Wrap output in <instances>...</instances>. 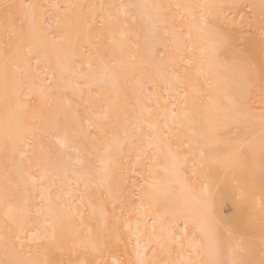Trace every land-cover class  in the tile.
I'll list each match as a JSON object with an SVG mask.
<instances>
[{
  "label": "bare ground",
  "instance_id": "obj_1",
  "mask_svg": "<svg viewBox=\"0 0 264 264\" xmlns=\"http://www.w3.org/2000/svg\"><path fill=\"white\" fill-rule=\"evenodd\" d=\"M4 4L15 6L8 18ZM27 4L43 6L51 30L48 23L40 31L31 29ZM260 4L0 0V260L39 262L45 255L42 247L27 243L22 253L8 249L5 254L11 234L5 213L11 207L17 218L57 238L66 249L58 256L65 264H127L135 259L137 239L147 244V258L156 264L229 261L234 242L224 227L234 210L230 203L220 206L223 172L217 174L219 190L206 193L193 170L201 150H211L229 166L243 150L248 156L243 166L254 178L246 186L250 226L242 258L261 264V101L254 95L249 108L238 104L248 71L247 44L237 39L224 48L215 28L201 21L203 14L217 26L243 23L240 31L258 41ZM89 38L99 47L93 48ZM144 104L153 110L151 127ZM58 138H66L65 147ZM105 167L120 185L123 213L113 215L106 198L101 204L93 196ZM117 234L121 243L110 241L102 253L88 250L97 237Z\"/></svg>",
  "mask_w": 264,
  "mask_h": 264
},
{
  "label": "snow or ice",
  "instance_id": "obj_2",
  "mask_svg": "<svg viewBox=\"0 0 264 264\" xmlns=\"http://www.w3.org/2000/svg\"><path fill=\"white\" fill-rule=\"evenodd\" d=\"M15 7L10 4H4L3 8L5 10L6 18L11 16V9ZM27 9L26 17L33 31L42 30V26L48 23L49 29L51 30V23L48 22L47 17L44 15L42 5L38 4H27L24 6ZM51 7H59L58 5H51ZM157 9L162 10L164 6L156 5ZM176 7H181L177 5ZM188 8H205V7H225L224 5L215 6H205V5H188L184 6ZM229 7H244L248 8V5H231ZM261 22H260V36L258 41L251 38V33L240 31L245 26L243 23L236 24L232 22L231 27L217 26L213 18L206 15H201V21L204 26L214 27L218 38L221 42L222 47L229 48L233 47L234 41L239 40L240 45L247 44L244 48V54L247 58L248 71L245 73V87L240 92L238 97V104L242 109H247L250 107L249 102L252 101L254 95H258L261 101V181L264 183V0H261ZM243 20V17L241 18ZM54 23L59 27L61 21L56 19ZM70 23V22H66ZM249 28H251V21H249ZM239 32V36L236 34ZM51 37L53 39L57 38V33L55 31L51 32ZM61 39H66V37H60ZM89 43L92 44L93 48H98V44H93L92 40L89 38ZM258 44L259 52V63L256 60V51ZM89 55H97L100 53L92 52L85 49ZM134 58V57H133ZM88 77H84L85 86L87 85ZM80 84L78 82L77 87ZM9 87L7 76L5 77V90L7 91ZM16 87H19L16 85ZM18 94V93H17ZM43 95V90L41 91ZM144 113H146L145 122L149 123L151 127L149 118L153 115V110L149 104L142 105ZM143 115V114H142ZM107 113H105V118ZM115 120L118 122L120 115H115ZM102 131V130H101ZM91 134V133H90ZM106 135V133H102ZM96 137H94L95 139ZM58 143L61 147H65L66 138H58ZM248 159V156L243 150L236 154L235 160L231 166L223 164L211 150L205 151L201 150L199 153V164L194 167L193 175L198 176L203 183L204 190L206 193H210L213 187L219 190V184L217 183V174L223 172L222 182L224 184V191L221 195L220 206L224 208L228 203L231 204L234 212L232 216L226 218L224 231L227 233L228 238L231 239L234 244L232 251V259L229 261H215L213 264H251L250 261H246L242 258V254L245 252V247L242 242L245 235L246 229L250 226V215L248 213V194L246 192V186L249 185L250 181L254 178L251 173L246 172L242 161ZM103 163V161H101ZM119 163L116 167H120ZM104 179L99 184L95 193H93L94 198L99 200L101 204L105 198L112 204V214L115 215L117 212L123 213L125 211L123 206V201L120 197V185L118 181L114 178L111 170L105 167L103 169ZM231 173V179L229 180V174ZM35 183V181H33ZM119 205V207H118ZM262 207H264V202H262ZM102 213L107 215L102 208ZM7 221L11 224L10 236L5 240L6 255L7 250L11 249L15 253H22L24 250V244L36 245L37 248H43L44 259L42 261H27L23 259H8L0 260V264H65L63 259H58V256H63L66 251L65 247L62 246L57 238L53 235L49 237L39 224H32L29 226L28 220L25 217L17 218L14 210L10 207L5 213ZM234 219V222H230ZM46 226H49V222H45ZM115 241L116 243H121V238L117 234L115 236L109 235L105 238L104 235L97 237L89 247V251L92 252H103L104 249L108 247L110 241ZM98 241V242H97ZM130 242V241H129ZM19 245V248H17ZM148 246L140 245L139 239H137V248L134 250L135 259L129 260L127 264H156L153 260L147 258ZM71 264V262H68ZM79 264H89L87 261H80ZM103 264H108L104 261ZM112 264H124L123 261L113 260ZM159 264H169L168 261L159 262ZM264 264V260L261 261Z\"/></svg>",
  "mask_w": 264,
  "mask_h": 264
},
{
  "label": "rangeland",
  "instance_id": "obj_3",
  "mask_svg": "<svg viewBox=\"0 0 264 264\" xmlns=\"http://www.w3.org/2000/svg\"><path fill=\"white\" fill-rule=\"evenodd\" d=\"M228 208V207H227Z\"/></svg>",
  "mask_w": 264,
  "mask_h": 264
}]
</instances>
